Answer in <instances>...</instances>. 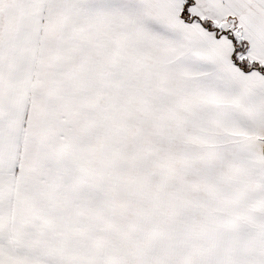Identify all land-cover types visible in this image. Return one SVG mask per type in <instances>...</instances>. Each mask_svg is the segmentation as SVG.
Instances as JSON below:
<instances>
[{"label": "snow or ice", "instance_id": "1", "mask_svg": "<svg viewBox=\"0 0 264 264\" xmlns=\"http://www.w3.org/2000/svg\"><path fill=\"white\" fill-rule=\"evenodd\" d=\"M0 264H264V0H0Z\"/></svg>", "mask_w": 264, "mask_h": 264}]
</instances>
